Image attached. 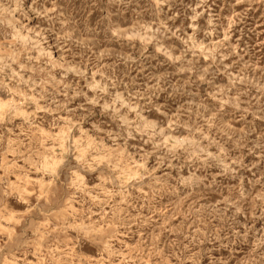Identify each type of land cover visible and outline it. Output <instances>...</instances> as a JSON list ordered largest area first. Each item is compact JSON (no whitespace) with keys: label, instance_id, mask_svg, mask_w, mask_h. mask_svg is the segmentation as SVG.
Here are the masks:
<instances>
[{"label":"rangeland","instance_id":"rangeland-1","mask_svg":"<svg viewBox=\"0 0 264 264\" xmlns=\"http://www.w3.org/2000/svg\"><path fill=\"white\" fill-rule=\"evenodd\" d=\"M0 264H264V0H0Z\"/></svg>","mask_w":264,"mask_h":264},{"label":"bare ground","instance_id":"bare-ground-1","mask_svg":"<svg viewBox=\"0 0 264 264\" xmlns=\"http://www.w3.org/2000/svg\"><path fill=\"white\" fill-rule=\"evenodd\" d=\"M19 103V102H18Z\"/></svg>","mask_w":264,"mask_h":264}]
</instances>
